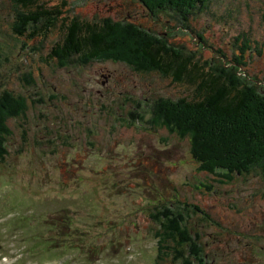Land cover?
<instances>
[{"label": "rangeland", "instance_id": "rangeland-1", "mask_svg": "<svg viewBox=\"0 0 264 264\" xmlns=\"http://www.w3.org/2000/svg\"><path fill=\"white\" fill-rule=\"evenodd\" d=\"M44 4L62 12L56 27L44 33L41 23L31 39L13 30V1L0 0V93L26 99L24 114L8 119V153L0 162V264H149L164 211L166 220L183 213L208 257L213 248L237 251L249 236L264 239L259 174L202 171L188 137L154 122L151 103L189 96L185 82L122 61L60 64L48 57L62 17L64 23L110 17L149 26L193 59L213 58L216 69L232 62L231 74L238 71L263 91L264 0H208L188 18L193 32L174 28L171 12L157 11L152 21L139 0ZM167 22L173 28L164 33ZM256 43L260 52L248 50ZM235 54L243 56L240 64ZM170 203L175 207L163 209ZM232 254L215 264H231ZM248 256V264H264L263 256Z\"/></svg>", "mask_w": 264, "mask_h": 264}, {"label": "trees", "instance_id": "trees-1", "mask_svg": "<svg viewBox=\"0 0 264 264\" xmlns=\"http://www.w3.org/2000/svg\"><path fill=\"white\" fill-rule=\"evenodd\" d=\"M12 1L17 17L13 30L26 38L32 39L40 33L41 23L44 24V33L56 27L57 15L62 12L58 7L46 6L45 0ZM139 2L151 13L152 21L157 20L154 18L157 11L171 12L172 19L178 22L174 28L193 32L188 18L204 9L208 0ZM262 16L264 21V13ZM65 19L61 18V36L50 47V59L60 64L75 60L82 64L94 59L122 61L135 70L157 71L162 76L172 77L176 83L185 82L191 89L189 96L159 97L151 103L156 117L154 122L188 137L191 157L200 170L209 173L223 170L226 177L232 173L256 172L264 180V90L236 70L231 74L234 63L222 61L221 68L216 69L213 58L210 63L199 62L181 48L171 45L164 34L151 32L149 26L147 29L110 17L97 21L73 17L68 23L63 22ZM164 25V33L173 28L168 22ZM238 38L236 36V40ZM243 39L244 42L249 40L246 36ZM257 46L260 45L248 44V50L254 48L255 52H260ZM235 57L240 64L243 56L240 55L239 60L236 54ZM25 100L9 89L0 93V162L8 153L7 142L11 135L8 119L24 114ZM162 207L172 209L175 205L170 203ZM163 214L165 211L160 213L163 219H159L164 221L165 228L155 233L157 254L149 264H163L165 258L178 260L180 264H204L205 253L198 234L187 225L183 213H178L177 218H170L171 213L166 214L167 220Z\"/></svg>", "mask_w": 264, "mask_h": 264}, {"label": "flooded vegetation", "instance_id": "flooded-vegetation-1", "mask_svg": "<svg viewBox=\"0 0 264 264\" xmlns=\"http://www.w3.org/2000/svg\"><path fill=\"white\" fill-rule=\"evenodd\" d=\"M249 242H245L237 251L229 250V251H223V252H218L214 248L211 251V256L208 257L205 254L206 258V263L207 261L210 262L211 264H215L217 257L219 256L222 260L225 259L228 255H230V252L233 253L234 255V260L231 262V264H241V263H247L249 262V254H254L258 256H263L264 257V239L263 236H249ZM241 254L243 255V261H236V255ZM230 263V262H229ZM222 264V261L220 262ZM251 264H261L257 261L252 262Z\"/></svg>", "mask_w": 264, "mask_h": 264}]
</instances>
